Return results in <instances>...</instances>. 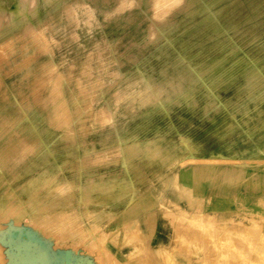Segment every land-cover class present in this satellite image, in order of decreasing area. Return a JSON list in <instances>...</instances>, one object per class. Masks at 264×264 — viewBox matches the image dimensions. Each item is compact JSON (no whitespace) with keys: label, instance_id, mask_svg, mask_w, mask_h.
Segmentation results:
<instances>
[{"label":"crops","instance_id":"crops-1","mask_svg":"<svg viewBox=\"0 0 264 264\" xmlns=\"http://www.w3.org/2000/svg\"><path fill=\"white\" fill-rule=\"evenodd\" d=\"M17 2L19 15L15 18L12 9L16 0H0V47L14 43L18 30L28 33L33 29L29 20L32 0ZM120 3L118 13L94 16L92 25L98 23L108 39H118L119 55L125 56L122 60L127 56L156 53L160 23L156 15L153 16L155 3L145 8L142 3L130 6L123 1ZM179 3L169 11L167 27L171 31L169 38L183 40L179 53L183 54L184 63L169 70L183 71L184 77L151 81L155 86H215V101L230 103L232 110L225 115L218 110L215 112L216 134L223 135L225 130H230L227 132L232 135L231 141L216 137L209 145L204 105L207 100L199 93L184 96L182 101L179 99L183 104H198L184 106L182 110L174 105L173 109L170 106L167 111L152 110L150 114L136 111L129 117L133 120L127 124L122 121L117 127L93 128L89 122L86 139L82 142L72 133V126L68 125L71 130L67 128L68 117L75 119L77 112H71L70 116L58 114L54 117L55 141L49 143L46 139L39 146L44 153L55 145L58 181L61 185L69 183L73 188L70 195L62 199L72 198L74 203L80 197L87 199L88 215L96 216L93 221L89 220V230L107 233L108 253L104 254L103 262L205 264L193 242V228L172 221L168 210L174 208L164 207L163 202L189 213L190 219L191 213L196 220L201 217L204 230L211 220H215L218 230L238 215L254 218L263 223L264 229V0H182ZM86 4L96 11L91 1ZM44 20L40 18L41 23L47 22ZM135 62L139 63L140 59ZM123 65L126 66L127 61ZM155 70H159V66ZM208 71L214 72L215 77L208 78ZM125 118H128L127 113L119 120ZM180 118L183 128L174 125L173 134L178 129L189 135L190 150L205 152L197 153L196 157L215 158L214 161L181 167L175 159L161 158L159 148L145 149L140 139L143 131L134 137L133 126L144 119L155 121L152 124L155 129L165 125L170 128L172 122L175 124ZM224 119L231 120V126L225 125ZM8 129V134L14 131ZM49 129L52 130L48 124L41 125V138L47 136ZM107 131L112 132L111 141ZM208 151L215 154L209 155ZM15 152L14 143L0 144V160L4 166L15 165ZM26 229L35 230L32 226ZM48 233L49 228L41 225L36 246L27 241L10 242L13 255L9 254L8 264H68V251L71 252L69 264L99 263L97 255L89 249L62 246L58 235L49 239Z\"/></svg>","mask_w":264,"mask_h":264},{"label":"rangeland","instance_id":"rangeland-1","mask_svg":"<svg viewBox=\"0 0 264 264\" xmlns=\"http://www.w3.org/2000/svg\"><path fill=\"white\" fill-rule=\"evenodd\" d=\"M87 1L96 5V11L89 8ZM121 1L32 0L29 20L33 29L30 33L18 30L14 43L0 47V132L3 133L0 134V144L8 141L14 143L16 149L14 166H4L0 160V264H8L9 254L13 255L9 249L10 242L27 241L36 246L41 225L49 228V239L58 235L62 246H72L75 250L78 247L89 249L97 255L98 264H119L103 262L104 254L108 253L105 249L108 235L99 229L89 230V220L92 218L93 221L96 216L88 215V200L80 197L74 203L72 198L62 199L70 195L73 188L69 183L61 185L58 181L55 145L49 147L48 152H40L41 142L46 139L49 143L55 141L54 117L58 114L70 116L71 112H77L75 119L68 118L67 128L72 126V133L82 142L86 139L84 135L89 122L93 128L99 125L117 127L122 121L127 124L133 120L129 117L136 111L150 114L152 110L167 111L174 105L181 110L184 106H194L195 103L183 104L179 99L182 101L184 96L203 93L207 100L204 104L208 117L207 142L212 144L216 137L231 141L230 130H225L223 135L216 134L215 112L218 110L225 115L232 110L230 103L215 101V86H155L151 81L153 78L184 77L183 71L169 70L184 63V59L179 53L183 40L169 38L171 31L167 27L169 11L182 0H123L129 6L142 3L144 8L155 3V15L160 23L157 26L159 45L156 53L127 56L126 60H122L125 56L121 58L119 55L118 39H108L101 26L91 22L94 16L118 13ZM17 6L16 0L12 9L15 18L19 15ZM148 16L151 18L152 14L148 12ZM40 18L47 22L41 23ZM21 27L19 24L18 28ZM137 59H140L139 63L135 62ZM125 61L126 66L123 65ZM156 66L159 70H155ZM207 74L208 78L215 77L214 72L208 71ZM123 113H127L128 118L119 120ZM6 115L10 118H5ZM153 122L144 119L133 126L134 137L143 131L144 136L140 139L145 149L157 147L161 158L165 157L166 161L175 159L181 167L214 161L212 159L215 158L199 160L197 153L205 152L190 150V136L178 132L183 128L182 118L175 120V124L172 122L170 128L165 125L153 129ZM163 122L166 124L167 120ZM223 123L231 126L229 119H224ZM43 124H48L52 130L49 129L47 136L41 138ZM174 125L178 127L176 134H173ZM8 128L14 131L8 134ZM111 134L107 131L109 141L113 137ZM162 148L167 149L163 151ZM207 153L215 154V151ZM70 169L67 168L68 171ZM174 185L177 187L175 179ZM162 205L174 208L168 210L172 221L190 223L193 242L197 245V252L203 255L205 264H264L263 223L247 215H238L231 217L218 230L215 229V220H211L204 230L202 219L196 220L195 214L191 213L190 219L184 210L165 202ZM28 226L35 230H27ZM176 239H179L178 232Z\"/></svg>","mask_w":264,"mask_h":264},{"label":"bare ground","instance_id":"bare-ground-1","mask_svg":"<svg viewBox=\"0 0 264 264\" xmlns=\"http://www.w3.org/2000/svg\"><path fill=\"white\" fill-rule=\"evenodd\" d=\"M121 1V0H120ZM123 1V0H122ZM160 1H162V0H160ZM167 1V0H166ZM159 3V2H158ZM163 3V2H162ZM167 3V2H166ZM170 3V2H169ZM178 3V2H177ZM121 4V3H120ZM119 4V5H120ZM123 5H124V3H123ZM168 5V4H167ZM18 7V6H17ZM171 7V6H170ZM156 8V7H155ZM89 12V11H88ZM153 15H155V14H153ZM30 33V32H29ZM38 40V39H37ZM40 42V41H39ZM57 70V69H56ZM148 88V87H147ZM140 89V88H139ZM153 89V88H152ZM151 90V89H150ZM134 91V90H133ZM154 91V90H153ZM120 92V91H119ZM131 92V91H130ZM51 93V92H50ZM125 93V92H124ZM140 93V92H139ZM138 93V94H139ZM153 93V92H152ZM143 94V93H142ZM123 95V94H122ZM141 95V94H140ZM128 96V95H127ZM147 96V95H146ZM145 97V96H144ZM141 100H142V98H141ZM88 109V108H87ZM69 118V117H68ZM199 160H202V159H199ZM187 161H190L189 159H187ZM198 161V160H197ZM204 161H206V159L204 160ZM207 161H209V160H207ZM182 163V162H181ZM201 218V217H200ZM173 220V219H172ZM200 220V219H199ZM201 223H202V221H201ZM188 224V223H187ZM190 224V223H189ZM5 226V225H4ZM199 230V229H198ZM185 232V231H184ZM229 232V231H228ZM228 234V233H227ZM228 236V235H227ZM200 240V239H199ZM253 241V240H252ZM239 243V242H238ZM241 243V242H240ZM244 243V242H243ZM254 245V244H253ZM253 247V246H252ZM251 247V248H252ZM217 248V247H216ZM106 249V248H105ZM169 250V249H168ZM238 250V249H237ZM105 251V250H104ZM241 252V251H240ZM236 253V252H235ZM247 253V252H246ZM245 253V254H246ZM261 253V252H260ZM238 254H240V253H238ZM237 253H236V255H238ZM1 255V254H0ZM110 255V254H109ZM112 255V254H111ZM250 256V255H249ZM244 257H246V256H244ZM262 257V256H261ZM242 258V257H241ZM248 258V257H247ZM250 258V257H249ZM111 259V258H110ZM260 259V258H259ZM107 260H109V258L107 259ZM224 260V259H223ZM249 261V260H248ZM2 262V261H1ZM259 262V261H258ZM242 264V263H241Z\"/></svg>","mask_w":264,"mask_h":264},{"label":"water","instance_id":"water-1","mask_svg":"<svg viewBox=\"0 0 264 264\" xmlns=\"http://www.w3.org/2000/svg\"><path fill=\"white\" fill-rule=\"evenodd\" d=\"M70 256H71V252L70 251H68L67 253H66V260H67V263L69 264L70 263Z\"/></svg>","mask_w":264,"mask_h":264}]
</instances>
